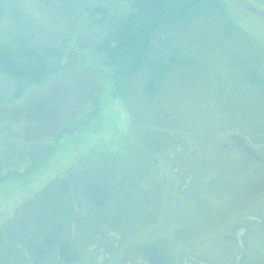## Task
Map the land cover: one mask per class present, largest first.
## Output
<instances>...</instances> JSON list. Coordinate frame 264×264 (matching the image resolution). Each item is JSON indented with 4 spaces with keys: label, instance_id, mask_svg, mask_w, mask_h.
<instances>
[{
    "label": "rangeland",
    "instance_id": "374dc122",
    "mask_svg": "<svg viewBox=\"0 0 264 264\" xmlns=\"http://www.w3.org/2000/svg\"><path fill=\"white\" fill-rule=\"evenodd\" d=\"M74 1L0 0L1 45L29 37L79 59L34 84L0 71V172L14 176L0 179V264H66L63 240L67 264H264V215L230 207L236 186L213 157L230 130L264 146V0H222L228 30L205 2L180 11L173 49L150 48L167 65L152 93L144 69L129 77L91 47L106 29L86 25L89 7L128 3ZM69 172L101 206L60 193Z\"/></svg>",
    "mask_w": 264,
    "mask_h": 264
},
{
    "label": "trees",
    "instance_id": "16d2710c",
    "mask_svg": "<svg viewBox=\"0 0 264 264\" xmlns=\"http://www.w3.org/2000/svg\"><path fill=\"white\" fill-rule=\"evenodd\" d=\"M37 1L42 4L48 2V0ZM124 2L128 3V10L124 11L125 13L109 14L108 10H106L107 8L103 6H92L89 7L90 15L86 16L82 14L86 16L84 17L87 19L86 25L100 26L101 30L103 28L104 30L106 29L105 34L91 47L102 55L104 63L106 62L112 66L114 61L117 60L118 66L123 69H130L129 77L137 71L139 72L144 69L146 77L149 74L146 85L148 84L147 86L151 90L150 93L155 91L156 82L162 78L167 68L166 64L158 65L155 61L151 60L149 54L150 48L152 45H156L157 47L162 46L173 49L167 33H164L179 18L178 14L180 11L190 13L185 15V17H193V13L200 16L203 12L202 8H204L203 3L205 2L206 9L218 19H222L221 17L226 19L225 30H228L232 24V21L229 25L227 23V20L230 21V19L223 8L222 0H124ZM72 4H77V2L72 0ZM28 38L19 37L15 41L4 45L0 43V71L14 80L17 79L18 85L40 82L42 78L47 77L44 74L47 75L70 68L68 65L70 61L75 60V57L76 63L79 60L77 51L71 45L66 50L60 47L59 43L58 45L45 43L36 45L39 46L36 47L35 45H31ZM80 44L81 47L86 45L83 42ZM74 53L76 54L75 57ZM47 57L48 59L46 60ZM94 90L92 93L86 94V97L93 96ZM49 102L47 101V103ZM21 114L17 116L21 117ZM26 116L28 117L27 114ZM30 120L31 118L27 122H30ZM27 129L29 134L33 130V128L28 127ZM18 173L20 174V172ZM3 176L4 173L0 172V179ZM11 177L14 176L11 175L3 178L7 179ZM59 183L60 193H64L62 190H71L75 194L80 193L81 195L89 196L88 188L94 187L92 182H84L79 187H76L77 185H74L75 176L71 172L65 174V176H61ZM70 185L73 186L72 189H70ZM91 192L89 196L91 202L101 206V198L97 199L94 191ZM70 247V240H63L58 246L56 252L58 259L56 260L66 264L75 261V258L72 260L74 256L70 252ZM143 250L146 251L140 252V255L141 253L145 255L147 252V249ZM148 256L151 260L157 258V255L153 251H150ZM14 260L17 261V259Z\"/></svg>",
    "mask_w": 264,
    "mask_h": 264
},
{
    "label": "flooded vegetation",
    "instance_id": "af4514ba",
    "mask_svg": "<svg viewBox=\"0 0 264 264\" xmlns=\"http://www.w3.org/2000/svg\"><path fill=\"white\" fill-rule=\"evenodd\" d=\"M214 141L213 157L225 170L222 182L236 186L228 198L230 207L242 209L241 218L264 215V146L232 130Z\"/></svg>",
    "mask_w": 264,
    "mask_h": 264
}]
</instances>
